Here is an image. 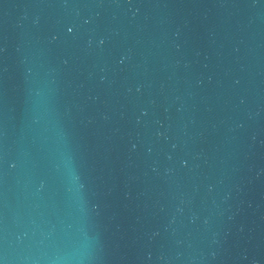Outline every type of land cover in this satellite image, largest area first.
Wrapping results in <instances>:
<instances>
[{
  "label": "water",
  "instance_id": "1",
  "mask_svg": "<svg viewBox=\"0 0 264 264\" xmlns=\"http://www.w3.org/2000/svg\"><path fill=\"white\" fill-rule=\"evenodd\" d=\"M0 264H264V0H0Z\"/></svg>",
  "mask_w": 264,
  "mask_h": 264
}]
</instances>
